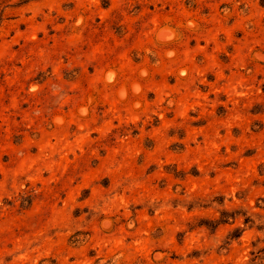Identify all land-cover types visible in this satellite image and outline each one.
<instances>
[{
	"label": "rangeland",
	"instance_id": "rangeland-1",
	"mask_svg": "<svg viewBox=\"0 0 264 264\" xmlns=\"http://www.w3.org/2000/svg\"><path fill=\"white\" fill-rule=\"evenodd\" d=\"M0 264H264V0H0Z\"/></svg>",
	"mask_w": 264,
	"mask_h": 264
},
{
	"label": "bare ground",
	"instance_id": "bare-ground-1",
	"mask_svg": "<svg viewBox=\"0 0 264 264\" xmlns=\"http://www.w3.org/2000/svg\"><path fill=\"white\" fill-rule=\"evenodd\" d=\"M111 224H112V221H111L110 219H104V220H103V226H104L105 228L110 227ZM158 255H159V254L157 253L156 257H157ZM159 258H160V257H159Z\"/></svg>",
	"mask_w": 264,
	"mask_h": 264
},
{
	"label": "trees",
	"instance_id": "trees-1",
	"mask_svg": "<svg viewBox=\"0 0 264 264\" xmlns=\"http://www.w3.org/2000/svg\"><path fill=\"white\" fill-rule=\"evenodd\" d=\"M246 221H248V220H246Z\"/></svg>",
	"mask_w": 264,
	"mask_h": 264
}]
</instances>
